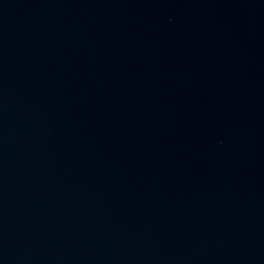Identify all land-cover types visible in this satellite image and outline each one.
I'll return each instance as SVG.
<instances>
[{"label": "water", "instance_id": "95a60500", "mask_svg": "<svg viewBox=\"0 0 264 264\" xmlns=\"http://www.w3.org/2000/svg\"><path fill=\"white\" fill-rule=\"evenodd\" d=\"M0 264H264V0H0Z\"/></svg>", "mask_w": 264, "mask_h": 264}]
</instances>
